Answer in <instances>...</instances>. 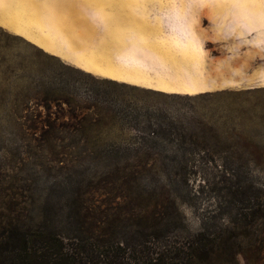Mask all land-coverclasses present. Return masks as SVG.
Wrapping results in <instances>:
<instances>
[{
    "label": "rangeland",
    "instance_id": "374dc122",
    "mask_svg": "<svg viewBox=\"0 0 264 264\" xmlns=\"http://www.w3.org/2000/svg\"><path fill=\"white\" fill-rule=\"evenodd\" d=\"M262 199L264 0H0V264L46 222L210 248ZM253 225L205 264H264Z\"/></svg>",
    "mask_w": 264,
    "mask_h": 264
},
{
    "label": "trees",
    "instance_id": "16d2710c",
    "mask_svg": "<svg viewBox=\"0 0 264 264\" xmlns=\"http://www.w3.org/2000/svg\"><path fill=\"white\" fill-rule=\"evenodd\" d=\"M62 75L67 76V73L63 72ZM102 83L111 84L108 81H102ZM112 84L115 85L113 82ZM48 99L51 101L48 104L49 107L56 105L62 108L67 105L66 99H61L56 95ZM80 109L87 108L81 107ZM72 115L74 118L79 116L77 112H73ZM86 128L91 129V126ZM88 129H76L74 132L85 135L92 131ZM146 129L151 128L147 127ZM179 131L185 130L179 129ZM155 135L154 133L153 136ZM148 136L151 135L149 134ZM156 139L157 137L149 138L148 140H151V143H155L154 140ZM93 151L96 153L94 148ZM50 215L56 218L65 217L61 209L52 206L51 210L41 212L40 218L48 219ZM247 217L243 215L241 218L246 219ZM252 217L254 221L249 223V226H229L223 229L220 240L218 239V242H214L210 248H207L210 241L205 230L196 235L199 239L192 242L190 246H185V244L178 242L174 244L172 241L159 243L155 239H150L148 243H144L140 247L129 248L119 243L116 248L101 246V249L98 247V249L94 250L81 243L83 237H86V233L82 231V228L78 229L69 223L46 222L33 227L22 226L16 232V264H19L18 260L25 261L24 258L28 259L27 264H85L82 256H80L83 252L91 253L90 259L93 260V263L95 259V264H205L203 259L213 257L222 245H226L224 241L227 238L229 239L228 241L230 239L235 240L234 243L231 242L234 245L233 249L226 248L227 252L231 251L234 254L237 251L236 246L241 252L240 250L243 249L240 248L245 246L244 241L248 239L247 232L252 227V224L259 229L264 241V199L259 201L258 207L252 213ZM71 245H76L77 248L75 246L71 247ZM22 262L20 264H24Z\"/></svg>",
    "mask_w": 264,
    "mask_h": 264
}]
</instances>
